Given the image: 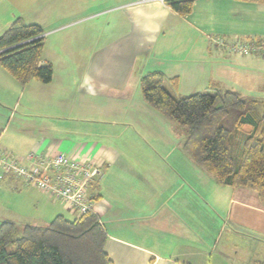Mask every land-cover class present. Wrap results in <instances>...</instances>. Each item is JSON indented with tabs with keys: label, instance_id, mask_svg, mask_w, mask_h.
<instances>
[{
	"label": "crops",
	"instance_id": "0c3cea01",
	"mask_svg": "<svg viewBox=\"0 0 264 264\" xmlns=\"http://www.w3.org/2000/svg\"><path fill=\"white\" fill-rule=\"evenodd\" d=\"M106 11L121 18H109L98 30L102 39L90 44L91 21ZM18 17L44 29L40 64L51 63L54 75L47 84L22 85L0 63V149L23 161L31 152L62 153L103 168L90 193L114 264L264 262L258 193L221 186L184 143L188 157L182 155V141L171 146L180 130L155 115L140 86L159 70L178 77L180 95L219 85L259 99L264 52H229L214 40L264 43V4L194 0L183 16L160 0H121L109 8L96 0H0V36ZM0 188L9 199L0 202V223L78 218L12 175L0 178Z\"/></svg>",
	"mask_w": 264,
	"mask_h": 264
},
{
	"label": "trees",
	"instance_id": "16d2710c",
	"mask_svg": "<svg viewBox=\"0 0 264 264\" xmlns=\"http://www.w3.org/2000/svg\"><path fill=\"white\" fill-rule=\"evenodd\" d=\"M240 1L264 4V0ZM167 4L184 16L192 12L194 0H167ZM43 35L40 25L18 17L0 36V63L22 85L53 79V65L40 64ZM140 86L145 102L184 132V149L197 164L221 186L256 191L264 205V100L219 85L180 95L178 77L169 78L159 70L145 74ZM106 239L93 211L75 220L58 215L46 226L6 220L0 223V264H114L104 248Z\"/></svg>",
	"mask_w": 264,
	"mask_h": 264
},
{
	"label": "built area",
	"instance_id": "2783aa9c",
	"mask_svg": "<svg viewBox=\"0 0 264 264\" xmlns=\"http://www.w3.org/2000/svg\"><path fill=\"white\" fill-rule=\"evenodd\" d=\"M160 1L167 3V0ZM214 43L224 46L229 52L245 55L264 52V43L258 41L228 44L217 39ZM5 174L14 176L26 187L38 188L54 200L66 204L78 217L90 211L96 212L90 191L102 177L103 168L94 162L77 160L62 153L48 156L36 152H31L23 161L0 149V178Z\"/></svg>",
	"mask_w": 264,
	"mask_h": 264
},
{
	"label": "rangeland",
	"instance_id": "374dc122",
	"mask_svg": "<svg viewBox=\"0 0 264 264\" xmlns=\"http://www.w3.org/2000/svg\"><path fill=\"white\" fill-rule=\"evenodd\" d=\"M91 1H94V0H91ZM97 1V3H100V5L101 6H103V7H110V6H115V4H117V3H120L121 2V0H96ZM102 8V7H101ZM98 10H100V9H98ZM110 11H106V12H99V13H97V15L95 16L96 18V20H92L91 21V24H90V30H91V35H92V37L94 38H92L91 40H90V44L91 43H94V42H97L98 40H97V38L98 37H101L99 34H97L98 33V30L100 29V30H103V29H105V28H107L106 26H109L108 25V23L106 22V21H108L109 20V18H112V19H116V18H121V16L119 15V14H117V13H115V12H112V13H109ZM105 22L107 23V24H105ZM100 34H102V33H100ZM95 36H96V38H95ZM101 39H102V37H101ZM50 58H52L51 57V55L49 56ZM55 60H59L57 57H56V59ZM257 93H256V95H254L256 98H259V99H262V100H264V88H261V89H259V90H257L256 91ZM176 93H178V91L176 92ZM181 94H182V91L180 92ZM179 94V93H178ZM189 94V93H188ZM143 99H144V97H143ZM144 102H145V100H144ZM146 103V102H145ZM148 104V103H147ZM149 105V104H148ZM154 113H155V115H163L164 117H166L167 118V116L165 115V114H163V113H161V112H159L158 110H156L155 108H154ZM168 119V118H167ZM170 123L172 124V125H174V122H172L171 120H170ZM177 133V132H176ZM181 133V134H180ZM184 139H185V135H184V132L183 131H181L180 130V132L177 134V135H173V136H171V146H174V144H178V143H180L181 141H182V155L185 153V155L187 156V154H186V152H184L183 151V143H184ZM188 157V156H187ZM189 159V158H188ZM2 188H0V202H5L6 203V197L4 196V194H3V191L1 190ZM9 203V199L7 200V203L6 204H8ZM4 214V212H0V216L1 215H3ZM15 248V246H11L10 247V249H14Z\"/></svg>",
	"mask_w": 264,
	"mask_h": 264
}]
</instances>
